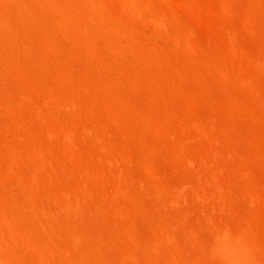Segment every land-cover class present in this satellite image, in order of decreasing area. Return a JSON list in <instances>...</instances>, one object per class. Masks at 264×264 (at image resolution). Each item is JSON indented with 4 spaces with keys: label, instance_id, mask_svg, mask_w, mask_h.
<instances>
[{
    "label": "bare ground",
    "instance_id": "bare-ground-1",
    "mask_svg": "<svg viewBox=\"0 0 264 264\" xmlns=\"http://www.w3.org/2000/svg\"><path fill=\"white\" fill-rule=\"evenodd\" d=\"M193 1L198 8L205 6L202 4L205 1ZM254 3L259 6L260 0H255ZM165 9L168 11L166 7ZM165 9L157 0H0V103L3 105L4 114L11 118L10 124L6 127L0 125V129L8 130L9 127L16 132L13 131L14 136L3 138L8 146L0 148V169L4 166L3 161L7 159L10 162L9 171L19 180L20 186L33 202L23 203L13 195L7 197L8 199L0 196V264H111L104 259V248L102 242L98 241L100 239L97 238L96 242L88 232V225H76L68 218L49 213L43 205L37 206L35 203L38 202L40 193L35 188L42 189V192L45 191L44 193L56 200L60 193H57L59 196L56 197L52 192L53 187L59 183L66 185L61 183L62 180L78 174V190L81 187H84V190L89 189L90 177L100 171L92 172L94 168L86 162L96 148L92 150L90 145L91 149L87 148L90 152L89 158H85V161L84 158L81 159L78 151L80 139L74 137V133L80 130L88 128L103 135H111L109 137L113 139V143L117 140L123 142L122 139L128 143L133 141L135 136L148 145L145 122L155 128L166 125V122L158 117L159 113L155 112L154 102H162L161 105L164 106L161 96L167 91V86L183 91L182 87L179 88L180 83L177 84L176 79L169 75L175 73H166L165 67H169L171 72H178L177 75L182 79L194 80V83L198 81L197 85L199 84L202 90L209 91L213 87L200 69L208 60L200 59L202 55L197 54L199 51L187 55L183 52L187 32L182 29L185 30L184 35L180 29H169L170 16ZM208 9L216 16L217 8L212 1L208 2ZM213 28L215 31V27ZM168 30L172 31L170 37L174 44L173 49L163 42V36ZM192 34H188V38H185L188 40L185 41L195 44L196 34L193 35L195 37ZM226 46L224 47L228 48ZM230 47L235 48L234 45ZM173 56L185 60V67L174 65ZM210 60L211 64L207 62L205 67L209 69L207 66L211 65V69L212 66L216 68L212 63L214 60ZM254 61L260 66L264 65L259 58ZM218 67L230 76L228 69H224L226 67ZM17 83L20 85L17 86ZM175 113L177 115V112ZM87 116L94 118V124ZM105 117L119 126H115L114 130L110 129L105 123ZM81 124L85 128L82 126L81 129ZM168 126L172 129L170 124L166 125ZM226 131H231L227 132L228 134L233 133L231 129ZM186 134L189 136L187 132ZM212 135L215 137L216 134ZM231 135L228 136L231 137L229 140L234 138ZM198 144L200 143L195 145ZM155 146L146 149H153ZM202 146L203 144L198 147L200 151ZM203 153L201 152L200 156L205 157L206 154ZM65 156L80 162V168L75 170L71 165L68 166ZM100 159L98 157L102 162L104 157ZM217 173L218 170L212 176L220 177L222 174ZM29 179L35 188H29ZM202 188L195 187L200 194L204 193H201ZM219 188L221 190L223 187ZM209 190L207 189V192ZM107 199L103 201H108ZM69 209L73 210L74 207L70 206ZM246 222L249 223L247 220ZM235 223L231 226L219 222V227L214 230L215 238L209 246L210 251H213L211 253H215L211 258H218L219 264H264V241L260 242L259 233L256 234L258 238L253 234L257 232L258 227L253 223L256 230L252 232V223H249L250 226L241 221ZM92 230L91 232L98 231ZM100 232L102 231L97 233L101 235ZM158 244V247L163 246V242L159 241ZM83 245L87 248H81ZM129 246L136 250V246ZM129 246L124 254V262L136 264L139 250L137 249L136 253L133 249H128ZM198 253L196 252V255H200ZM207 253L210 254L209 251ZM115 254L111 255L116 257ZM169 263L192 264L183 258L169 260ZM202 263L204 264V261Z\"/></svg>",
    "mask_w": 264,
    "mask_h": 264
},
{
    "label": "rangeland",
    "instance_id": "rangeland-1",
    "mask_svg": "<svg viewBox=\"0 0 264 264\" xmlns=\"http://www.w3.org/2000/svg\"><path fill=\"white\" fill-rule=\"evenodd\" d=\"M211 1L217 8L216 16L208 9V2ZM254 1L202 0L205 6L198 8L193 0H157L160 6L162 4L164 9L165 7L168 9L165 10L170 16L169 29L181 31L185 29L186 31H183L193 33L192 36L196 34V37L193 36L196 38L193 44L185 41L188 40L185 39L188 38V34L185 35L182 31L186 36L183 37L186 42L182 47L183 52L187 55L199 51L197 54L202 55L201 58L198 56L200 59H206L210 63L212 58L213 65L216 68L226 67L224 69H228L230 76L219 67L216 69L212 66L211 69V63L207 66L208 63L204 62L202 67L201 61L199 65L202 68L199 67L202 74L213 86L212 90L206 91L207 89L202 90L203 88L197 85L198 81L194 83V80H191L192 83L190 80L182 79L177 75L178 72H171L169 67H165L166 73H175L169 75L176 79L177 84L180 83L179 88L182 87L183 91L166 85L167 91L162 94L161 100L168 104L162 107V102L160 104L154 102L153 107L155 112L159 113L158 117L177 131H172L169 126L163 124L165 127L159 125L163 128L156 129L143 122L142 124L146 126L148 145L135 136L133 141L128 143L124 139L123 142L117 140L118 143L117 141L113 143V139L109 137L111 135H103L88 128L83 129L84 126L81 124L83 131L78 132L80 135L78 133L73 135L75 138L77 136V140L80 139L78 151L81 159L84 158L85 161V158H89L90 152L87 148L90 145L92 150L98 149V152L90 150L94 153L86 161L94 168L92 172L100 171L90 175L89 189L84 190V187H81L78 190L80 176L73 174L61 182L66 185L69 182L68 186L59 183L56 188L53 187L52 192L55 196L60 195L59 198L56 196L55 200L44 193L45 191L42 192V189L35 188L30 179L28 180L29 188H35L40 193L39 200L35 203L37 206L43 205L49 213L68 218L76 225L80 223L88 225L86 227L91 237L96 242L97 238L102 242L104 259L107 262L125 264V251L132 244L136 246V250L132 246L128 249H133L136 253L137 249L139 250L136 264H170L169 260L179 258L186 259L192 264H195L194 262L203 264L202 261L204 264L208 262L219 264L218 258L217 260L216 257L211 258L215 253H211L213 251H210L209 247L215 238L214 230L219 227V222L233 226L235 221L245 223L247 220L258 227L256 230L253 224L251 228L252 232L257 231L253 233L255 236L260 234L261 237L256 236L261 238V241L260 239L258 241H264V65L260 66L254 61L255 58H259L264 63V0H260L259 6H256ZM212 27H215V31ZM171 30L164 34L163 42L173 49ZM150 37L154 40L153 36ZM226 43L228 48L224 47ZM230 45H234L235 48ZM202 50L205 52H201ZM203 53H207L206 56ZM183 61L185 60L179 57H172V62L179 68L185 67L186 63ZM206 63L209 69L205 67ZM219 69L220 71H217ZM18 83L17 86L20 85ZM190 94L192 96H189ZM2 106L0 103V125L6 127L10 124L11 118L4 114ZM87 118L94 124L93 117ZM104 120L107 121L105 122L107 127L112 130L119 126L108 117ZM230 129L233 133L228 134L231 131L226 130ZM5 130L0 129V148L8 146L3 138L14 136L16 133L9 127ZM186 132L189 134V136L186 134L187 138ZM211 132L216 134L215 137ZM229 135L234 137L233 141L229 140L231 138ZM196 143L205 146L200 147L203 151L198 149ZM152 144L156 145V149H146L149 146L154 147ZM201 152L206 154V159L200 156ZM92 155L97 160L98 157L104 159L98 162ZM65 157L68 166L71 165L70 167L75 170L80 168V162ZM3 162L4 166L2 165L3 168L0 169L1 198L6 199L13 195L23 203L33 204L28 193L20 186L19 180L9 171L10 162L7 159ZM215 169L222 173L220 177L218 173L216 174L218 177L212 176L216 172ZM202 183L206 189L202 188ZM198 186L202 188L203 194L195 189V187L199 189ZM219 186L223 188L220 190ZM103 195L104 199L109 197L108 201H103ZM70 206L74 209L70 210ZM92 229L98 230V233L101 230V235ZM93 233L97 235L94 236ZM98 235L102 239L97 237ZM159 241L163 242V248L158 247ZM81 248L87 247L83 245ZM111 251L113 254L116 252V257L111 255ZM196 252L200 255H196Z\"/></svg>",
    "mask_w": 264,
    "mask_h": 264
}]
</instances>
